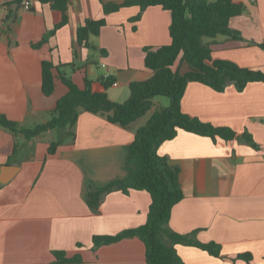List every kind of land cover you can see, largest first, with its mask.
Returning a JSON list of instances; mask_svg holds the SVG:
<instances>
[{
	"label": "crops",
	"instance_id": "crops-1",
	"mask_svg": "<svg viewBox=\"0 0 264 264\" xmlns=\"http://www.w3.org/2000/svg\"><path fill=\"white\" fill-rule=\"evenodd\" d=\"M124 1L67 0V24L55 31L61 14L51 4L33 0L26 12L0 2V115L25 129L50 120L67 88L57 78L54 92L42 94L43 61L61 65L59 71L79 89L88 80L93 92L106 93L111 102L127 101L129 84L153 75L144 65V48L170 44L171 14L158 6L145 9L138 21L132 20L139 13L135 6L103 13L102 4ZM239 1L246 10L230 20L229 28L241 39H210L212 60L206 64L231 61L264 74V51L258 47L264 43V0ZM101 19L105 25L90 37L91 47L78 45L77 29ZM174 69L181 75L189 71L183 62ZM106 81L111 84L104 88ZM180 104L184 114L229 128L236 138L212 141L178 131L158 148L179 169L183 193L171 210L169 228L221 247L220 257L183 245L176 246L177 254L184 264H264V82L249 83L241 92L232 84L215 92L188 83ZM139 127L140 121L121 127L81 111L74 139L57 129L25 141L0 128V177L3 170L6 179L0 183V264H55L52 251L79 255V264H146L138 238L96 250L92 238L143 225L149 194L113 191L98 209L87 205L90 189L127 176L128 148ZM243 133L255 146L243 141ZM53 142L59 145L49 155ZM243 254L250 256L249 263L237 259Z\"/></svg>",
	"mask_w": 264,
	"mask_h": 264
},
{
	"label": "trees",
	"instance_id": "trees-1",
	"mask_svg": "<svg viewBox=\"0 0 264 264\" xmlns=\"http://www.w3.org/2000/svg\"><path fill=\"white\" fill-rule=\"evenodd\" d=\"M39 1L51 4L53 9L60 12L61 21L54 31L67 24V0ZM133 6L139 8L133 21H138L141 13L149 7L158 6L170 12V44L156 49L144 48V65L153 75L146 81L130 83L127 101L121 104L111 102L106 93L93 92L88 80H85L84 89H79L59 71L61 65L43 61L42 94L49 97L54 92L57 78L67 88V93L56 102L51 111L50 120L25 129L0 115V128L25 141L55 129L74 139V128L81 111L106 116L108 122L127 127L152 110L153 98L167 97L169 105L155 110L146 123L135 131L128 148L125 165L127 176L110 182L101 189H90L88 193V207L98 209L103 197L110 192L128 194L132 190L145 191L151 200L146 221L139 227L116 235L93 236L92 250L124 239L138 238L144 246L146 264H184L177 254V245L195 247L213 257H220L221 247L218 244L200 243L192 236L177 234L169 228L171 210L183 199V193L179 183V169L172 166L167 158L160 156L157 150L161 144L172 140L178 131L212 141H231L236 138V133L229 128L215 127L184 114L180 103L188 83H199L215 92H223L227 84H232L237 92H241L249 83L264 82L261 71L241 68L231 61L215 60L211 65L206 64L212 60V50L211 43H205L203 39L225 36L240 40L239 34L229 28V22L245 12V5L239 0H125L118 5L102 4L105 15ZM104 25V19L85 21L77 29L78 45L90 48V37L98 36ZM258 47L264 51V43L258 44ZM179 62L185 63L189 68L184 75L174 69ZM110 84V81H106L103 87L107 88ZM241 137L247 144L255 146L249 134L243 133ZM58 145V142L51 143L48 154H54ZM17 150L18 143L15 142L13 154ZM52 255L55 264H79L82 261L79 255L68 257L64 251H52ZM237 259L249 263L250 256L243 254Z\"/></svg>",
	"mask_w": 264,
	"mask_h": 264
},
{
	"label": "rangeland",
	"instance_id": "rangeland-1",
	"mask_svg": "<svg viewBox=\"0 0 264 264\" xmlns=\"http://www.w3.org/2000/svg\"><path fill=\"white\" fill-rule=\"evenodd\" d=\"M209 40L210 39H203V41L205 43H209L208 42ZM153 103H154V107L152 108V110H150L143 117H141L140 119H138L136 121V123L138 121H140L141 126L144 125L146 123V121L148 120L149 114H151L152 111L162 109L163 107L166 108L169 105V100H168L167 97L157 96V97L153 98ZM55 130H57V129H55Z\"/></svg>",
	"mask_w": 264,
	"mask_h": 264
},
{
	"label": "built area",
	"instance_id": "built-area-1",
	"mask_svg": "<svg viewBox=\"0 0 264 264\" xmlns=\"http://www.w3.org/2000/svg\"><path fill=\"white\" fill-rule=\"evenodd\" d=\"M1 3H14L17 4L20 9L23 11H31L33 7V0H0ZM1 28V27H0ZM117 84L114 83L113 86H116Z\"/></svg>",
	"mask_w": 264,
	"mask_h": 264
},
{
	"label": "water",
	"instance_id": "water-1",
	"mask_svg": "<svg viewBox=\"0 0 264 264\" xmlns=\"http://www.w3.org/2000/svg\"><path fill=\"white\" fill-rule=\"evenodd\" d=\"M2 173V177H0V183H5V181H6V179H5V177H3V176H5V173H4V171L2 170L1 171ZM12 174H14V173H12Z\"/></svg>",
	"mask_w": 264,
	"mask_h": 264
}]
</instances>
